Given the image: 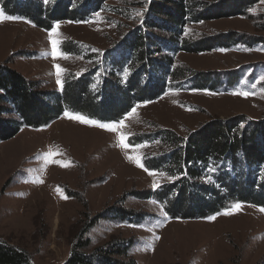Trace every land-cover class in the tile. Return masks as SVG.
<instances>
[{
  "label": "rangeland",
  "instance_id": "374dc122",
  "mask_svg": "<svg viewBox=\"0 0 264 264\" xmlns=\"http://www.w3.org/2000/svg\"><path fill=\"white\" fill-rule=\"evenodd\" d=\"M123 3L108 0L81 20L54 22L52 28L59 25L54 36L60 41L58 50L67 58L52 56V29L7 15L0 7L5 15L22 18L0 20V64L39 88L59 90L54 65L65 70L62 81L70 73L83 72L135 24L113 11ZM129 8L139 14V7ZM186 29L189 39L235 32L246 42L204 52L177 51L174 66L185 70L181 77L188 74V79L170 82L167 76L164 91L137 103L131 117L87 124L65 116L78 113L65 111L44 125H23L13 137L0 140V242L25 251L31 264H64L72 250L87 255L104 251L130 264H264V207L235 201L204 217L174 216L155 193L169 177L151 176L128 158L140 155L153 170L144 160L161 151L155 135L148 140L158 129L185 136L214 118H264V0L243 15L190 23ZM194 71L196 76L210 72L206 80L214 82L195 85ZM240 91L256 94H233ZM122 119L124 125L116 131L98 126ZM120 135L127 137L129 147L118 146ZM46 153H51L47 163ZM154 181L160 187L154 189ZM236 202L242 205L239 210L232 208ZM112 207L133 214L110 217ZM210 216L215 218L207 219ZM122 241L124 248L117 246L112 253Z\"/></svg>",
  "mask_w": 264,
  "mask_h": 264
},
{
  "label": "trees",
  "instance_id": "16d2710c",
  "mask_svg": "<svg viewBox=\"0 0 264 264\" xmlns=\"http://www.w3.org/2000/svg\"><path fill=\"white\" fill-rule=\"evenodd\" d=\"M106 1L0 0V7L7 15H21L50 30L57 21L81 20ZM119 1H124L123 5L113 11L135 24L127 27L119 41L98 53L87 69L65 77L60 90L39 88L15 69L0 64V140L13 137L23 125L38 127L65 111L97 121L119 120L140 101L161 94L167 76L170 82L188 79V74L181 77L185 70L174 66L177 51L204 52L246 42L245 36L239 37L235 32L189 39L185 33L187 24L243 15L259 0ZM131 4L140 8L139 14L130 12ZM208 73L199 72L196 76L198 72L194 71L191 79L197 86H208L214 82L206 80ZM154 135L161 151L147 156L144 163L174 178L155 192L172 215L204 217L235 201L264 207V118L252 120L242 114L232 115L208 120L185 136L158 129L148 140ZM131 214L120 207L109 211L110 217L118 219ZM121 245L124 248L125 242L116 243L112 253H117L115 248ZM0 264L31 262L25 251L0 242ZM64 264L130 263L119 262L104 251L87 255L72 250Z\"/></svg>",
  "mask_w": 264,
  "mask_h": 264
},
{
  "label": "snow or ice",
  "instance_id": "6c2138e0",
  "mask_svg": "<svg viewBox=\"0 0 264 264\" xmlns=\"http://www.w3.org/2000/svg\"><path fill=\"white\" fill-rule=\"evenodd\" d=\"M45 2L47 3V0H45ZM250 11H253L252 9H250ZM97 17L99 16V13L96 14ZM16 19H22L20 17H13V16H7L5 15L3 12H0V20H16ZM59 25H55L52 30L49 32V40L51 42V47H52V56L54 58L56 57H62V58H67L63 52L59 51L58 50V44L60 43L59 40L55 39L54 36L57 35V29H58ZM189 31L188 29H185V32ZM223 51V49L221 50ZM54 68L56 69V77H57V84L58 86H63V81L61 79V76H62V73L65 71L60 65H54ZM261 80H264V76H261L260 77ZM253 88H255V85H253ZM261 91H264V89H261ZM233 94H238V95H243L245 97L249 96V95H255L256 93L255 92H246V91H240V92H235ZM136 112V109L133 108L130 112H128L126 114V118L127 117H131L135 114ZM65 116H68L69 118H72V119H76V120H79L80 122L82 123H87V124H97L96 121L94 120H90L88 118H86L85 116L83 115H80V114H75V115H72L68 112H65ZM124 125V120H120L119 123H108V124H99L98 126L100 127H103L105 128L106 130H109V131H116L117 128L119 126H123ZM126 140H127V137L126 136H123V135H120L118 136V146H121V147H129V145L126 143ZM134 147L136 148H142V147H146V145H135ZM56 154H59V153H56ZM51 155V153H46L45 154V161L46 163L48 162V156ZM129 159H132L134 161V163L137 164V166L143 168L146 172H148L149 175L151 176H164V173L163 172H157L155 170H150L149 168L145 167V165L143 164V157L140 156V155H137L135 157H128ZM52 162H55V161H52ZM66 166V165H65ZM214 170V169H212ZM169 179H174L172 177H169ZM210 179V177H209ZM37 182H42V181H37ZM152 187L155 189V188H158L160 187V184L156 181L153 182L152 184ZM57 191H60L59 188H57ZM66 198V197H64ZM241 203L240 202H236L235 204L232 205V208L234 210H239L241 208ZM161 211L163 212V208L161 209ZM261 211H264V209H261ZM164 216L166 217L167 216V213L166 212H163ZM223 214L225 215H228V214H231V212L229 211H225ZM215 217H207V219H214ZM160 237H156V239H159Z\"/></svg>",
  "mask_w": 264,
  "mask_h": 264
}]
</instances>
